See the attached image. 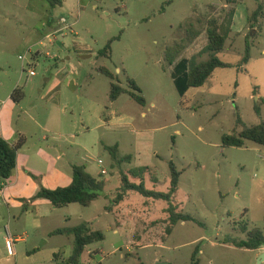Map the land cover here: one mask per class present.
Instances as JSON below:
<instances>
[{
    "label": "rangeland",
    "instance_id": "obj_1",
    "mask_svg": "<svg viewBox=\"0 0 264 264\" xmlns=\"http://www.w3.org/2000/svg\"><path fill=\"white\" fill-rule=\"evenodd\" d=\"M69 1H75L74 13L52 9L43 0H0V130L10 113L6 101L14 102L12 94L19 89L24 98L14 102L11 115L17 127L29 130L31 153L63 151L64 160L84 165L92 175L107 169L108 175H99L109 185L106 206L123 203L134 221L119 233L103 222L99 229L105 239L88 247L83 264H192L197 248L199 264H259L264 246L252 251L234 242L246 240L254 228L264 233V147L250 141L243 148L224 147L222 138L243 130L237 114L247 127L264 122V14L248 21L259 6L264 10V0ZM236 4L244 6L236 21V32L242 30L231 32L218 54L231 67L217 69L203 87L181 97L166 51L180 43L176 62L208 60L202 51L209 25L227 24ZM61 18L73 28L58 26ZM48 21L64 29L55 35L50 27L45 30ZM194 31L200 36L191 41ZM247 39L251 60L241 66ZM110 41V58L100 56ZM129 79L142 90L145 106L127 94L110 100L111 84L129 89ZM116 145L118 159L130 156V161H114L108 148ZM171 162L183 173L176 203L199 223L180 222L168 233L167 202L123 193L121 178L149 167L146 187L167 193ZM34 181L40 188L42 183ZM103 205L98 199L91 207L56 209L48 203L26 211L7 208L0 199V264H65L74 237L50 232L87 224L102 214ZM8 235L14 237L13 254Z\"/></svg>",
    "mask_w": 264,
    "mask_h": 264
},
{
    "label": "trees",
    "instance_id": "obj_2",
    "mask_svg": "<svg viewBox=\"0 0 264 264\" xmlns=\"http://www.w3.org/2000/svg\"><path fill=\"white\" fill-rule=\"evenodd\" d=\"M47 2L52 9L61 7L63 5L62 0H43ZM233 3L232 0H229ZM264 10L262 6H259L252 18L248 21L251 23L257 21L258 18L263 16ZM235 12L232 10L230 13V20L227 24H217L211 22L207 30L208 44L202 51V54L208 53L209 59L200 63H196L195 58L190 60L181 59L176 62L178 56L181 53L182 45L180 43L175 44L172 48L166 51L167 61L171 66L174 65L172 77L175 82L176 89L181 97H184L189 89L201 88L212 77L217 69L228 68L231 65L223 62L219 57L226 45V42L232 32V25L234 21ZM200 36V32H192L190 37L191 41L196 40ZM111 43L110 41L106 48L99 52L102 57L110 58L111 56ZM251 48L248 39L246 40V55L242 60L241 66H246L251 60ZM246 71V69H245ZM100 72L109 77L112 81L117 80V76L107 68H101ZM129 89L123 88L118 83L111 84L110 100L115 102L120 96L127 94L138 104L145 106L146 100L141 95L142 90L136 84L134 80H128ZM24 98V93L16 89L12 94V100L15 103H20ZM255 112L258 117H261V108L255 106ZM243 126V130L238 135H225L223 136L224 147H238L243 148L247 141L253 142L259 146L264 147V122L262 121L258 125L247 127L243 125L242 119L237 114V126ZM25 138H20L16 144H11L4 138H0V191L5 187V183L9 180L18 165V153L20 149L25 145ZM114 161H130L131 157H125L123 160L118 159V146L108 148ZM171 180L170 187L167 193L159 192L155 189L149 190L145 185L146 175L151 170L149 167H140L133 169L128 173H123L121 178L123 193L136 192L142 197L147 199H153L156 201H165L168 206L166 209L169 215V227L168 233H171L172 229L180 222H194L199 223L192 215L184 213L180 209V205L176 203V195L179 191L180 178L182 172L178 171L177 166L171 162ZM34 180L40 181L34 175H31ZM154 182L157 183L155 179ZM106 181L101 176L94 177L86 169L84 165H74L72 167V183L67 187H59L56 189H48L40 185L37 194L29 201L35 202L37 200H47L50 204L57 209L64 208L72 204H79L83 207H89L94 201L100 197L105 196ZM120 200L123 198L119 197ZM24 202V208L27 200ZM246 229V228H244ZM247 230H245L246 232ZM52 235H67L74 237L72 255L66 261L65 264H82L81 259L86 249L98 242H102L105 239V235L100 230H92L87 224H81L75 228H61L53 232ZM234 245L240 249H247L256 251L264 246V233L257 228L247 231V239L241 242H234ZM200 249L197 248L192 256V264H199L200 260L198 255ZM64 264V263H63Z\"/></svg>",
    "mask_w": 264,
    "mask_h": 264
},
{
    "label": "crops",
    "instance_id": "obj_3",
    "mask_svg": "<svg viewBox=\"0 0 264 264\" xmlns=\"http://www.w3.org/2000/svg\"><path fill=\"white\" fill-rule=\"evenodd\" d=\"M62 1H63V5L61 6L62 9L66 8L69 13L75 12L76 10L75 1H71V2L69 0H62ZM235 2L237 1L234 0L232 4H235ZM242 8L244 9V6L241 7L238 4H236V7L233 8L235 12L234 21L232 25L233 33H240L242 30L241 29L242 27H241L240 31L236 32L238 30L236 28V21L240 17ZM244 18H248L247 13L244 14ZM61 19H60V22L58 23V26L63 25L61 24ZM49 27L51 28V30H55L54 31L56 32L54 33L55 35L59 34L60 31L65 28V27L64 28L62 27L60 29H56L58 27L57 26L55 27L54 21H48L45 24V30L49 29ZM69 27L70 29L73 28L72 25H70ZM45 37L48 38V33ZM39 54L40 53H37V55ZM11 100H12V97H11ZM6 102H7L6 105L7 106L9 105L10 113L6 112V114L4 115L3 122H2V129L0 130V138H4L5 140H7L9 143L13 145L16 144L20 138H25L26 142H25V145L20 149L18 153V165H17V168L13 176L9 180L6 181L5 187L3 188V190L0 191V199L4 200V204L6 205L7 208H10V207L20 208L22 206L23 210L28 211L30 209H33L37 211L38 206L48 205V203L50 202L47 200H37L35 202L29 201L32 197H34V195H36L37 191L39 190V185L33 180L31 175H34L37 178H39L42 185L48 189L67 187L72 183V167L74 166V164H73V161L64 160L66 156H65V152L63 151L61 152V154H52L46 151L45 149L42 150L41 148H39L37 151L31 153L32 150L27 148L29 144V142H27L28 141L27 138L30 132L25 127L19 128L14 124L11 111L13 112L15 103L11 102L10 100ZM61 111L63 112L64 108ZM107 120L108 121L106 122V124H110L112 119L111 117H109ZM47 130H51V132L53 131L52 129H47ZM60 131H62V129ZM62 132L60 133L57 131L55 133L59 134V136H62ZM47 148H48L47 150L49 151L52 150V148H50L49 145ZM26 149H27V152H26ZM70 168H71V171H70ZM100 169L102 170L104 168L100 167ZM105 170L107 171V169ZM99 175H101V172H99L98 175H92V176L99 177ZM105 181H106L105 196L99 198V199H102L103 204H104L103 212L99 216L93 217V219H91L90 222H88L87 224L92 230L102 231L101 229H99L100 226L102 225L103 222L108 221L110 228H113L115 233L126 232L130 229V222L134 221V218L130 217L128 214L130 209L122 208L123 203L114 206V209H111L110 207L108 208L106 206L111 198H109L110 193L107 191V188L109 187L108 182L107 180ZM22 200L28 201L25 204L26 209H24V202H22ZM96 201H94L93 203H95ZM115 213L116 215L119 216V220L122 221L121 223H119V221H116L115 215H113ZM6 230L8 231L7 228ZM55 231L56 230L51 231L49 235L50 236H60V237L66 236V235H52L53 232ZM87 250L90 251L88 248L86 249V251ZM59 251H56L55 253ZM64 259H65V256H64ZM81 262L83 264L82 259H81Z\"/></svg>",
    "mask_w": 264,
    "mask_h": 264
},
{
    "label": "built area",
    "instance_id": "obj_4",
    "mask_svg": "<svg viewBox=\"0 0 264 264\" xmlns=\"http://www.w3.org/2000/svg\"><path fill=\"white\" fill-rule=\"evenodd\" d=\"M61 24L67 25L65 28L68 29L69 26H68L67 19L62 18L61 19ZM29 74L32 77L36 75V73H35L34 70H30V73ZM99 164L102 165L103 162L102 161H99ZM101 174L105 176V175L108 174V172L105 169H102L101 170ZM6 245H7L8 253L9 254H13L14 237H12L11 235H8V238H7V241H6Z\"/></svg>",
    "mask_w": 264,
    "mask_h": 264
},
{
    "label": "water",
    "instance_id": "obj_5",
    "mask_svg": "<svg viewBox=\"0 0 264 264\" xmlns=\"http://www.w3.org/2000/svg\"><path fill=\"white\" fill-rule=\"evenodd\" d=\"M264 262V254H262V256L259 258L258 263L262 264ZM161 264V263H160Z\"/></svg>",
    "mask_w": 264,
    "mask_h": 264
}]
</instances>
